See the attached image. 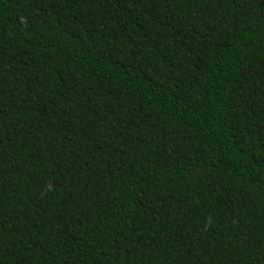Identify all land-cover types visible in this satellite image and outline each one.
<instances>
[{
	"label": "trees",
	"instance_id": "trees-1",
	"mask_svg": "<svg viewBox=\"0 0 264 264\" xmlns=\"http://www.w3.org/2000/svg\"><path fill=\"white\" fill-rule=\"evenodd\" d=\"M0 264H264V0H0Z\"/></svg>",
	"mask_w": 264,
	"mask_h": 264
}]
</instances>
